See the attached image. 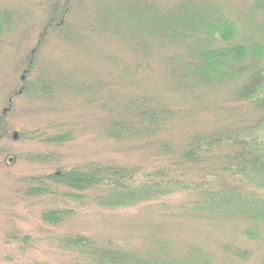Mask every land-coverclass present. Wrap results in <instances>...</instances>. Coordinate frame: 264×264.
I'll return each instance as SVG.
<instances>
[{
	"label": "rangeland",
	"instance_id": "374dc122",
	"mask_svg": "<svg viewBox=\"0 0 264 264\" xmlns=\"http://www.w3.org/2000/svg\"><path fill=\"white\" fill-rule=\"evenodd\" d=\"M195 5L192 10L186 0H0V12L10 13L14 21L0 37V264H74V252L57 249L62 236L74 235L109 239L114 247L122 245L167 264L200 258L209 264H264V216L251 218L250 208L242 204L244 212L236 207L215 214L187 212L181 205L196 195L189 193L123 210L88 207L74 216L73 203L24 199L19 192L24 188L21 179L59 167L100 164L151 170L169 164L196 135L247 127L264 118V112L236 96L251 75L260 72L264 77V15L250 16L249 0H197ZM117 6L122 7L120 14ZM63 7L68 11L61 15ZM178 13L190 29L203 25L202 20L224 22L214 25L216 29L232 26L229 43L216 34L207 40L200 33L191 42L207 40L208 50H228L219 55L222 65L245 73L190 92L175 87L182 82H172L162 59L180 66L173 52L185 54V60L188 48L153 41L160 23ZM110 16L121 20L111 30L105 18ZM202 29L210 32L209 26ZM236 47L244 51L242 62L234 60ZM139 64L143 68L136 77L116 81L117 72L127 67L136 72ZM35 87H44V93L34 95ZM114 96L117 103L144 97L171 112V120L151 137L113 140L107 132L116 117L109 112L118 108L108 107ZM34 131L69 134L70 141L55 147L20 137ZM14 132L17 140H12ZM215 157L218 164L220 157ZM208 167L196 166L191 175H213L216 170ZM225 187L221 180L214 184L215 189ZM53 207L66 208L72 216L57 226L43 224L41 212ZM252 229L253 239L247 234ZM24 237L31 245L25 247Z\"/></svg>",
	"mask_w": 264,
	"mask_h": 264
},
{
	"label": "trees",
	"instance_id": "16d2710c",
	"mask_svg": "<svg viewBox=\"0 0 264 264\" xmlns=\"http://www.w3.org/2000/svg\"><path fill=\"white\" fill-rule=\"evenodd\" d=\"M186 1L193 5L192 10H195L197 0L196 2ZM249 1L251 3L250 16L257 13L264 15V0ZM63 8L61 15L68 11V8ZM84 9L87 8L84 6ZM115 10L120 14L122 7L117 6ZM180 14L182 13L167 19L168 22L165 20L161 22L156 42L153 41L159 45L175 47L178 50L184 51L186 47L188 48L190 56L188 58L185 56V60L182 58L185 54L173 52L176 59L180 61V66L172 67L170 59H162L170 68L168 73L172 82L176 79L182 82L181 85H175V87L190 92L198 86L205 87L214 83L234 81L245 73L243 69H226L222 65L219 55L228 50L212 51L206 48L209 47V44L206 45L207 40L214 37V34L220 42H231L234 29L232 26L222 24L216 29L214 25L224 22H211L210 24L202 20L203 25L190 29L184 23L186 17ZM105 18H109L106 27L110 30L121 21L119 16ZM13 24L10 13L0 12V37L10 31ZM204 25L209 26L210 32L202 29ZM108 33L115 35L114 32ZM195 33L203 34L207 40L194 45L191 41L196 37ZM75 37L78 39L77 36ZM198 44H201V48L190 47V45L197 46ZM202 44L206 45L205 48ZM136 47L140 48L138 45ZM233 51L234 60L242 62L245 57L242 47H236ZM142 68L143 65L139 64L134 72L131 71L133 69L127 67L117 72L116 81L118 77L120 82L126 78L136 77ZM96 82L98 86L101 85L99 80ZM201 83L204 86H201ZM35 90L33 94L39 95L37 90L42 94L45 88L35 87ZM236 96L239 102L247 103L253 110L264 112V77L261 73L251 75L248 83L241 86ZM113 98L108 100V107L117 106L118 108L109 112L110 115L116 117L110 121L107 136L118 142L156 135L171 120V112L144 97L132 98L121 103L114 101L117 97ZM263 129L264 118H260L256 124L247 127L227 128L220 133L196 135L185 150L174 153L175 156L170 157L172 161L169 164L160 165L151 170L139 166L100 164L59 167L47 175L21 179L24 188L19 192L24 199L50 197L56 204L73 203L74 216L79 210L88 207L123 210L145 203L162 201L176 194L195 193L194 199L181 205L182 209L187 212L215 214L219 209L228 210L236 207L244 212L240 205L242 204L250 208V213H246L251 218H260L264 216V136H260V131ZM20 137L55 147L70 141L69 134L57 133L45 136L44 133L38 131ZM215 156L220 157L218 164L213 162ZM207 165L208 169L216 170L213 175L209 173L191 175L194 167L202 166L203 169ZM220 180L226 184L225 189L214 188V184ZM71 213L72 211L66 208L53 207L42 211L40 219L43 224L52 227L68 219L72 216ZM247 234L252 239L256 238V231L253 229ZM23 240L27 242L25 247L32 243L28 237H24ZM57 249L63 252H74V264H167L159 258L141 257V255L126 251L122 245L114 247L113 241L109 239L99 241L82 235L62 236ZM183 262L182 264H209L201 258L188 261L185 259ZM33 264L48 263L35 262Z\"/></svg>",
	"mask_w": 264,
	"mask_h": 264
},
{
	"label": "water",
	"instance_id": "95a60500",
	"mask_svg": "<svg viewBox=\"0 0 264 264\" xmlns=\"http://www.w3.org/2000/svg\"><path fill=\"white\" fill-rule=\"evenodd\" d=\"M17 138H18V135H17L16 132H14V133L12 134V140H17ZM10 161H11V160H10Z\"/></svg>",
	"mask_w": 264,
	"mask_h": 264
}]
</instances>
